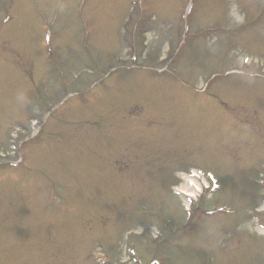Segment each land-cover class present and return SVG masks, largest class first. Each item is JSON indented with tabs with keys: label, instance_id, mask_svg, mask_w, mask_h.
Here are the masks:
<instances>
[{
	"label": "rangeland",
	"instance_id": "obj_1",
	"mask_svg": "<svg viewBox=\"0 0 264 264\" xmlns=\"http://www.w3.org/2000/svg\"><path fill=\"white\" fill-rule=\"evenodd\" d=\"M5 1L0 161L11 125L64 103L23 147L28 174L0 167V264H100L99 247L126 264L128 243L145 263L264 264V23L244 25L264 0H195L188 34L187 0ZM191 167L221 188L187 213L174 189ZM156 226L162 246L136 236Z\"/></svg>",
	"mask_w": 264,
	"mask_h": 264
},
{
	"label": "bare ground",
	"instance_id": "obj_2",
	"mask_svg": "<svg viewBox=\"0 0 264 264\" xmlns=\"http://www.w3.org/2000/svg\"><path fill=\"white\" fill-rule=\"evenodd\" d=\"M183 187V188H182ZM181 189H183V192L187 193L186 192V189H187V186H182Z\"/></svg>",
	"mask_w": 264,
	"mask_h": 264
}]
</instances>
